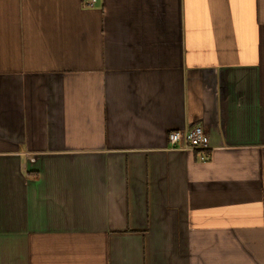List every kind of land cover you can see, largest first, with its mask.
Here are the masks:
<instances>
[{"label":"crops","instance_id":"obj_1","mask_svg":"<svg viewBox=\"0 0 264 264\" xmlns=\"http://www.w3.org/2000/svg\"><path fill=\"white\" fill-rule=\"evenodd\" d=\"M0 264H264V0H0Z\"/></svg>","mask_w":264,"mask_h":264},{"label":"built area","instance_id":"obj_2","mask_svg":"<svg viewBox=\"0 0 264 264\" xmlns=\"http://www.w3.org/2000/svg\"><path fill=\"white\" fill-rule=\"evenodd\" d=\"M94 0H87L89 6ZM167 141L170 150L200 151L208 148L205 133L201 126H194L186 132L173 131L168 133Z\"/></svg>","mask_w":264,"mask_h":264}]
</instances>
